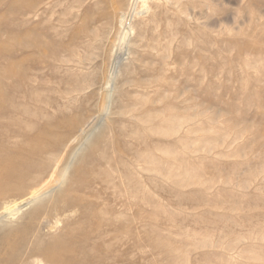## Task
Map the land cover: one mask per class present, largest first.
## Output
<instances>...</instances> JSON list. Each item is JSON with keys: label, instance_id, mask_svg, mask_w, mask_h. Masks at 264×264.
Here are the masks:
<instances>
[{"label": "rangeland", "instance_id": "374dc122", "mask_svg": "<svg viewBox=\"0 0 264 264\" xmlns=\"http://www.w3.org/2000/svg\"><path fill=\"white\" fill-rule=\"evenodd\" d=\"M258 4L259 15H251L250 4L216 8L214 45L201 48L193 66L200 89L204 64L212 69V107L206 113L204 98L196 99L202 125L184 142L155 145L165 130L106 118L52 194L51 203L79 200L68 202L57 221L55 213L51 230L41 233V249L51 250V261L40 255L43 264L83 258L81 251L93 247V254L117 264H264V0ZM85 5L53 0L51 15V0H0V108L14 105L26 110L21 117H39L30 134L41 136L34 147L42 155L33 163L35 179L24 180L30 187L53 184L77 144L81 126L58 123L95 117L102 102L88 90L64 94L70 79L86 86L93 74L75 66L98 52L87 30L101 32L99 12L88 29ZM73 34L70 54L65 46ZM42 115L51 116V129ZM160 155L168 161L156 162ZM28 213L0 226V233L28 223ZM12 261L0 250V264Z\"/></svg>", "mask_w": 264, "mask_h": 264}, {"label": "bare ground", "instance_id": "6f19581e", "mask_svg": "<svg viewBox=\"0 0 264 264\" xmlns=\"http://www.w3.org/2000/svg\"><path fill=\"white\" fill-rule=\"evenodd\" d=\"M84 1L83 22L86 28L89 29L94 22V12H99L97 21L102 24L101 32L87 30V36L97 39L98 52L89 59L80 58L75 63L80 71L92 70L93 74L87 78L88 84L84 86L70 79L67 83L71 85V90L64 94L88 90L102 102L101 105L95 104L98 106L95 117L75 123H72V118H63L58 123L68 126L77 124L82 132L76 137L77 144L70 153L66 167L53 184L44 189L24 184L27 178L35 179L33 163L35 158L42 155L41 150L34 147L39 146L41 136L30 134L39 117H21L27 113L26 110L17 109L14 105L0 108V226L29 210L28 223L4 229L0 233V250L14 259L12 264L19 258L22 259L20 264H27V261L43 264L40 255L51 261L50 248L40 247L41 233L51 230V217L55 213L57 221L68 202L72 205L79 200L63 199L51 203L52 194L55 190L59 191L75 160L104 127L107 117L122 116L126 123L139 129L150 127L165 130L166 133L155 145L165 143L177 147L198 130L202 122L195 113L198 106L195 102L201 96L204 98L205 112L211 110L208 99L211 97L212 69L207 62L204 64L203 87L200 89L194 83L196 72L193 66L197 63L200 49L211 51L214 45L210 37L213 35L216 8L250 4L251 15H259L260 12V0ZM91 1H95L94 4ZM52 8L53 0L51 15ZM222 14L227 15L226 9ZM75 38L73 34L71 42L65 46L70 54L75 50ZM56 53L53 49V59L57 58ZM188 63L192 64V68L183 72L181 67ZM21 76L25 78V72ZM41 119L51 129V116L42 115ZM134 156L142 157L137 151ZM154 160L158 163L168 161L162 155L154 157ZM156 173L162 174L163 169H157ZM13 193L25 197L21 200L11 199ZM62 195L58 193L61 199L64 198ZM13 233L15 235L11 236ZM95 250L94 247L86 253L82 250L83 258L64 259L61 264H117L112 258L103 260L100 255L93 254Z\"/></svg>", "mask_w": 264, "mask_h": 264}]
</instances>
